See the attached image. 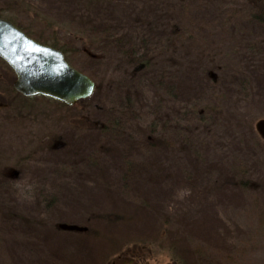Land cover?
I'll return each mask as SVG.
<instances>
[{
    "label": "rangeland",
    "instance_id": "374dc122",
    "mask_svg": "<svg viewBox=\"0 0 264 264\" xmlns=\"http://www.w3.org/2000/svg\"><path fill=\"white\" fill-rule=\"evenodd\" d=\"M0 16L56 31L96 84L73 105L25 96L0 61V264H264V0Z\"/></svg>",
    "mask_w": 264,
    "mask_h": 264
},
{
    "label": "water",
    "instance_id": "95a60500",
    "mask_svg": "<svg viewBox=\"0 0 264 264\" xmlns=\"http://www.w3.org/2000/svg\"><path fill=\"white\" fill-rule=\"evenodd\" d=\"M0 57L14 69V87L25 96L44 95L73 105L94 91V80L70 65L63 51L38 43L1 17Z\"/></svg>",
    "mask_w": 264,
    "mask_h": 264
},
{
    "label": "trees",
    "instance_id": "16d2710c",
    "mask_svg": "<svg viewBox=\"0 0 264 264\" xmlns=\"http://www.w3.org/2000/svg\"><path fill=\"white\" fill-rule=\"evenodd\" d=\"M8 19H10V18H8ZM11 21H13L15 24H17L20 28H22L23 30L25 29V31L30 35V36H33V37H35L36 39H38L39 41H42V42H45V43H48V44H50V45H52V46H54V47H57V48H59V49H61L64 53H65V55H66V58H67V60L72 64V61L70 60V56H69V54H68V49H66L65 48V46L62 44V45H60L59 43H60V41L61 40H59V38L57 37L58 35H57V32L55 31V33L53 32V33H51L52 34V37L50 38V39H46V37L44 36V35H42V34H37V33H33L32 31H30V29H27V28H25V27H23L22 25H20V24H18V22L16 23L15 21H16V19H14V18H11L10 19ZM62 43H64V42H62ZM91 44H89V47L90 48H92V46H90ZM86 46V48H85V51L89 54L90 52H92V51H90V48L88 47V45H85ZM94 55V54H93ZM73 65V64H72Z\"/></svg>",
    "mask_w": 264,
    "mask_h": 264
},
{
    "label": "flooded vegetation",
    "instance_id": "af4514ba",
    "mask_svg": "<svg viewBox=\"0 0 264 264\" xmlns=\"http://www.w3.org/2000/svg\"><path fill=\"white\" fill-rule=\"evenodd\" d=\"M0 61H1V63L10 71V73L12 74L11 75V79H12V83H13V86H14V81H15V78H16V75H15V73H14V71H13V69L7 64V62L6 61H4V59L3 58H1L0 57Z\"/></svg>",
    "mask_w": 264,
    "mask_h": 264
}]
</instances>
